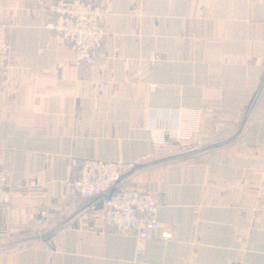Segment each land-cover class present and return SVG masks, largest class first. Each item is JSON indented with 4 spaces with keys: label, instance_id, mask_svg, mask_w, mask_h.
I'll use <instances>...</instances> for the list:
<instances>
[{
    "label": "crops",
    "instance_id": "0c3cea01",
    "mask_svg": "<svg viewBox=\"0 0 264 264\" xmlns=\"http://www.w3.org/2000/svg\"><path fill=\"white\" fill-rule=\"evenodd\" d=\"M52 1L0 0V264H264V0H85L90 65L49 32ZM72 159L133 162L113 189L157 198L155 236L105 227Z\"/></svg>",
    "mask_w": 264,
    "mask_h": 264
},
{
    "label": "built area",
    "instance_id": "2783aa9c",
    "mask_svg": "<svg viewBox=\"0 0 264 264\" xmlns=\"http://www.w3.org/2000/svg\"><path fill=\"white\" fill-rule=\"evenodd\" d=\"M53 18L47 28L58 45L68 46L77 60L88 65L95 61V53L104 40V9L101 5L85 0H53L49 6ZM9 31L0 21V68L6 74L10 64ZM156 85L149 86V93L156 92ZM167 139H187L189 132L170 131ZM159 141L164 137L158 136ZM78 169L71 172L69 184L82 198L102 197L103 224L105 227L132 236L138 240H150L159 228L156 218L159 201L151 193L126 185L114 190L122 172L134 168L133 162H112L105 160H83L78 164L71 160V166ZM11 200L7 186V173L0 167V206ZM171 234L161 233L162 240H169Z\"/></svg>",
    "mask_w": 264,
    "mask_h": 264
}]
</instances>
